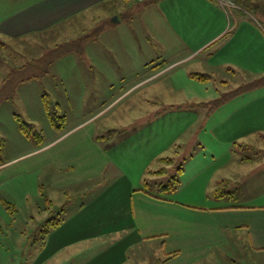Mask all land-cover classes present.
<instances>
[{
  "label": "crops",
  "instance_id": "0c3cea01",
  "mask_svg": "<svg viewBox=\"0 0 264 264\" xmlns=\"http://www.w3.org/2000/svg\"><path fill=\"white\" fill-rule=\"evenodd\" d=\"M256 1L260 5L264 2ZM103 6L115 10L113 21L123 27L125 40L128 43L131 40L135 45H116V41L115 45H110L116 48V58L112 57V65L116 67L114 74L109 64L96 59L97 56L84 57L86 44L98 36L96 30L77 39L56 43L58 47L84 39L83 47L74 48L62 55L49 69L51 74V67H58L54 76L59 79L60 85L58 82L52 84L54 90L48 94L57 112L66 116L64 132H58L48 121L50 131L47 136H43L44 142L37 144L32 136L20 131L15 112L12 113V120H6V117L4 122L2 120L3 103H14L18 86L40 78L21 81L22 74L17 72V80L20 79V82L16 86L14 98L0 102V128L5 131L0 132V140L3 142L0 149L1 219L13 217L5 212L3 201L15 206L11 208L13 212L19 211V203H23L22 207L26 201L27 206L30 204L31 192L26 190L22 180L28 175L38 183L39 193L42 181H45L52 189L51 195L57 194L62 201L59 207L62 211L60 218L50 217L49 213L50 219L34 223L36 230L33 232H41L44 241L35 256L42 264H126L127 255L128 264H199L210 258L217 249L230 243L233 250L243 247L251 255V258L245 256V264H264V197L233 204L227 202L232 197H217L214 193L213 201L208 205L178 201L144 191L139 188L140 185L134 186L128 172L130 163L141 160L140 169L146 167L147 163L150 165L166 153L167 143L149 139H141L138 143L137 136L145 138V135H141L143 128L131 136L128 130L132 125L127 126V122L121 120L116 123V128L110 130L105 125H97V120L93 121L116 103L115 97L106 106L105 95H112L105 88V81H108V86H116L114 83L128 76L137 79V83L156 80L158 75L162 77L184 64L194 62L191 70L184 67L178 89L173 91L172 96L183 100V108H191L190 121L197 129L208 128L217 142L219 138L225 137L224 144L219 141L220 146H226L222 150L225 156L236 153L238 145L242 150H257L250 138L257 137L264 142V86L241 91V88L246 87V84H242L232 90L233 93L229 92L232 93L229 100H233L228 101L227 98L219 106L210 107V99L216 97V93L221 91L226 96L229 93L202 85L191 74H210L213 78L209 83L213 82L219 71L227 74L237 70L253 73L251 67L259 74L258 70L264 65V45L256 41V35H261V29L256 21L246 17L251 15L238 12L235 15L236 27L227 33L230 21L217 0H146L143 3H129L128 0H6L5 5L0 7V35L5 37L3 41H14L17 45H39L37 40L33 39L29 43L26 39L50 32ZM258 14L264 19V14L260 11ZM101 22L105 23L104 20ZM140 23L144 29L136 33ZM142 33L145 39L140 43L138 38ZM0 44L9 45L8 42ZM71 54L78 57H67ZM38 59L41 57L18 66L28 65ZM140 61H143L142 67L136 69ZM149 68L150 71H147ZM1 79L0 89L8 79V74ZM185 82L189 84L187 90L184 88ZM135 86L125 90L117 99L127 95ZM168 97L169 91L166 90L156 93L154 98H164L166 101ZM202 99L209 100L202 102ZM206 103H209L208 107ZM230 104L233 105L228 107ZM42 105L46 116L44 101ZM168 107L169 104H165L146 116L150 117L154 113L157 119H162L167 115ZM32 110L29 111L33 113L32 116L40 114H34L35 109ZM131 111L132 106L128 112ZM69 114L77 116L70 121ZM22 117L24 119L25 116ZM30 118L24 120L37 127V123ZM135 121L137 119L133 123ZM112 130L117 132L109 136L108 132ZM106 141L116 145V157L106 149ZM149 142L148 147L142 148ZM217 151L215 148L216 154ZM212 156L216 158V155ZM226 158L223 167L229 169L228 181L231 177L246 180L250 165H239L237 170L230 165L233 156ZM262 164L253 166L261 178L264 177V167H259ZM104 178L108 182L107 190L105 187L103 193H110L107 197L101 195L99 201L75 204L64 200L70 199L68 194L71 189L82 188L85 193L94 188L101 189V186H105L104 180L99 186L98 180ZM32 205H35L34 200ZM27 218L34 219L32 213ZM23 221L24 224L26 221ZM45 223L46 229L40 231ZM2 225L8 224L3 222ZM12 233L17 241L24 243L23 231L13 229ZM2 234L9 238L7 230L0 231L1 240L4 239ZM152 244L158 245L160 254L153 255ZM141 248H146V253L138 252ZM23 252H19L21 256ZM137 256L142 258L138 259ZM0 264H11L1 241Z\"/></svg>",
  "mask_w": 264,
  "mask_h": 264
},
{
  "label": "rangeland",
  "instance_id": "374dc122",
  "mask_svg": "<svg viewBox=\"0 0 264 264\" xmlns=\"http://www.w3.org/2000/svg\"><path fill=\"white\" fill-rule=\"evenodd\" d=\"M5 1L6 0H0V7L5 5ZM220 1L223 5L220 3ZM220 1L217 0L218 4L224 9L230 21L227 33L232 32L236 27L235 15L238 12L248 13L251 16L246 17H250L249 19L256 21V25L261 29L259 31L262 36L256 35V41L258 43H261V45H264V19L259 15L253 14L250 11L246 10L240 4L236 3L235 0ZM262 5H264V2L262 3ZM105 6L99 8L98 10L90 12L74 21H69L68 23L55 28L50 32L31 36L26 39V41H29V43L33 39L37 40L39 41V45H24V43L17 45V43H15L14 41H3L5 37L0 35V39H2L0 40V43H9V45L7 46L0 44V85L2 83V76H6L8 74L9 79V73H12L10 71L13 68L17 69V67H20L18 65L25 64L29 61H32L33 59L40 57L41 60L44 61L45 59H43V57H46L47 54V57H49L51 49H56L55 52H57L58 47H56V43H60L70 39H77L95 30L98 32V36L90 41L89 44H86L87 50L84 57L97 56L95 58L100 61H104L106 64L108 63L109 68L115 74L116 67L112 65V57L116 58V48L110 45H115L114 41H116V45L128 43V40H125V38L123 37V34L126 33L124 32L123 27L117 25L116 22L113 21L115 10H110L107 8L109 6ZM101 20H104L105 23L101 22ZM142 25L143 24L140 23L139 28L135 30L136 33L142 32V29H144ZM135 28H137V26H135ZM138 39L140 40V43H143V39H145L144 33H142V36ZM94 41L98 43H91ZM127 45L135 44H133L130 40ZM141 45H145V43ZM173 54L175 53H172L171 55ZM67 57L78 56L76 54H71ZM143 61L137 63L136 69L142 67ZM158 62L161 63L162 61ZM193 65L194 62L184 64V66H180L174 71L168 72V74H164L162 77L158 75L156 77V80H147L141 83H137V79L133 80V77L131 76L126 77V79H124L126 81L123 80L114 83L116 84V86H108V81H105V88L107 89L109 95H112L110 97L105 95L106 106L110 104L115 99V97L116 103L110 106L109 109L103 112L100 116L94 118L93 121L97 120V125H105L107 126L106 129L110 130L112 128H116V123H119L118 121L121 120V122H127V126L132 125L128 130V133L132 134L131 136H135L136 131L143 128V134L141 135H145V138H143V136H137L136 139L138 143H140L141 139H149V141L156 140L159 142L167 143L166 153L161 155L158 160L152 162L150 165L147 163L146 167L140 169L139 166L141 160L130 163L128 172L133 178L135 187L140 185L139 188L147 189L151 193L160 194L164 197L172 198L178 201L198 202L196 204L208 205L212 203V199L215 196L214 193L218 188H222L224 192H235L233 193L235 197L230 198L229 201H227L228 203L233 204H242L246 202V200L264 197V177L261 178L260 175L258 176L257 173L259 172H255V168L253 167L258 166L261 163L263 164L259 167H264V142L257 137H252L250 138V141L255 144L257 150H242L238 145L236 153H229L227 156H225L222 150L226 148V146L222 147L219 145L220 142L224 144L223 140L225 137H218L220 139V142H217L215 136L210 134L211 132L208 128L206 129L205 127H201L200 129H197L196 125H194L190 121V119L192 118L191 108H183L181 106L183 100L177 99L172 96L173 91H177L178 89L177 85L180 84V82L178 81L182 77L184 67L191 70V66ZM45 67V65L32 67L33 69H31L32 71L29 72V74L31 75L37 73L40 71V69L44 70ZM51 68L53 70L51 74L50 72L43 73V76L39 77L40 79H36L32 82L18 86L16 90L17 97L14 100V103H3V122L5 120V117L6 120L7 118H9V121L10 119L12 120V113L14 112L22 116L24 115V119L30 118L33 113H29V111H33L32 109L34 108V114L36 112L40 114H36L31 118L37 123V130L41 134H43V136H47V133L50 131V124L45 116V112L43 111V95L45 93H49L50 91L53 92L54 89L52 87V84L55 85V83L59 81V79L55 78L54 76V74H56V71L58 70L57 65H54ZM150 68L147 71H150ZM250 69L253 71V73L246 72L244 70H237L235 73L227 74L225 72L219 71L220 73H216V77L213 82H202V85L211 86V88L213 89H223L227 93L241 87L242 84H246L245 90L249 89V91L252 90V88L255 89L256 87L264 86L256 85L259 80L264 78V65L262 69L258 70L259 74H257V71L255 72V70L251 67ZM122 70L126 69L123 68ZM158 70L159 69H157L156 71ZM30 75H27V73H22L20 78H22L23 80H27L29 77H31ZM222 81H226V83H223ZM58 85H60L59 82ZM131 86L135 87L128 92L127 95L129 97H127V95H122L121 98L117 99L121 96V94L125 92V90L131 88ZM188 86V82H185L184 88L186 90ZM166 90L169 91V97L166 101L164 100V98L155 100L154 97L156 93L160 91L165 92ZM223 96H225V94L221 91H219V93H216V97H213L212 99H210L209 96V99L211 100L210 102L212 103L210 107L219 106L220 103H224L225 101H220ZM229 98L230 97H228V101L233 100L232 98L229 100ZM209 99H202L201 101L205 102ZM37 100L40 103H38L39 108L37 105ZM209 103H206L207 107ZM165 104H169V107L167 109V115L162 119H157V115L154 113L150 117H148V115L146 116L147 113L150 114V111L161 108L165 106ZM232 105L233 104H230L228 105V107ZM131 106L133 107V112H128ZM10 107H12L14 111ZM127 112L132 114L129 115L127 114ZM220 115L222 114H218L217 116ZM75 116L77 115L69 114L68 118L70 121H72ZM135 119H137V121L133 123ZM66 125L67 124H65L64 126ZM136 127L137 129L134 130V128ZM3 129L4 128H0V132H5ZM114 141L116 142V140ZM199 142L201 143L200 145L198 144ZM105 144L106 149L109 150L110 154L113 157H116V145L113 144L112 141H106ZM149 144L150 142L142 148L148 147ZM2 146L3 142L0 140V149L2 148ZM215 148H217L218 150V155L214 152ZM138 151H140V148ZM219 154H222V156H220ZM212 155H216V158H214ZM230 155L233 156V162L230 164L231 167L239 170L240 166L244 167L250 165L248 170L249 174L246 180H242L240 179V177H231L230 181H228L227 172L229 169L224 168V165L225 162H227L226 157ZM167 157L173 159V161L167 164L161 163L162 158ZM247 158H251L253 159V161H243ZM161 167L167 168L170 173H157L156 171H158ZM181 167L185 170L183 174L179 171V168ZM171 174H177L180 180L176 187V190L173 192H161L162 189H160V187L156 183H167L172 177ZM22 180L24 181L26 190L31 192V197L29 198L30 204L27 206L26 201L25 206L22 207L21 205L23 203H19L20 209L18 212H13L11 210V208H13L14 206H12L11 203L8 202L9 205L2 204L5 212H8L9 215H13V217L10 216L9 219H3L5 220L3 221L1 219V216L3 214L0 215V221L2 220V222H0V225L2 226V228H0V231L3 232L7 230L9 237L6 238V234H2L1 237H3L4 239H0V241L2 247L5 249L9 256V261H11V264H42L41 261L35 256L37 254L38 248H41L42 242L44 243V241L40 236L41 232H33L34 230H36V228L34 227V223H37L41 220H43L44 222L47 221L48 219H50L48 218L49 213L50 217L60 218V214H62V211L59 210V207L61 205L60 202L62 201L59 199V196L57 194L54 193L53 195H51L52 189L50 188V186H48V183H45V181H42L43 184L42 188H40L39 193V185L38 183H36L34 177L25 175ZM102 180H104L105 186L102 187L100 185L101 189L94 188L89 190L87 193L83 192L82 188L77 190L71 189L68 194L70 199L64 198V200H70V203L75 204L85 201H99L102 199L100 198L101 195H103V197H107L110 193H103L105 187L107 190L108 181L106 180V178L99 179L98 186ZM245 181L248 183L247 185H245ZM146 183L148 185H146ZM38 193L40 195H38ZM59 195L60 197H63L62 194L59 193ZM32 199L34 200L35 205H32ZM29 213H32L34 219L27 218L29 216ZM45 215L46 218L44 219L43 216ZM23 220L26 221L24 224ZM59 220L60 219H58V221ZM3 222L4 224L8 225H2ZM49 223L50 222H48V224ZM46 225L47 223H45L44 226H42L39 230L44 232V230L46 229ZM13 229L15 231L21 230L24 232V243L16 240L14 233H12ZM38 235L39 237H37ZM21 246H23L24 248H22ZM152 246L153 248H151V250H153L151 252L153 253V255L161 253L160 249L157 247L158 245L152 244ZM143 247L149 246L144 245ZM18 249H20L21 253L24 250L22 256L21 253H19L20 251L18 252ZM146 251V248H141L140 250H138V252H141L143 254L146 253ZM246 255L248 256V258H251V255L249 253H246L243 247H241L240 250L235 251L233 250L230 243L229 245H224L220 249H217L216 253H213L210 258L204 259V261L200 262L199 264H245L244 260ZM137 258L139 259L142 257L137 256ZM125 260L126 264H128V255Z\"/></svg>",
  "mask_w": 264,
  "mask_h": 264
},
{
  "label": "trees",
  "instance_id": "16d2710c",
  "mask_svg": "<svg viewBox=\"0 0 264 264\" xmlns=\"http://www.w3.org/2000/svg\"><path fill=\"white\" fill-rule=\"evenodd\" d=\"M236 3L240 4L242 7H244L246 10L250 11L253 14H258V12L260 11V13L264 14V6H261L256 0H235ZM80 42V44H79ZM84 43V39H80L79 41L74 42L71 45H59L57 48V52L56 49L50 51L49 57L48 54L46 57H43V59H45L44 61H42L41 59L35 60L33 61V63H29L28 65H24L22 67H17V69H13L12 73L9 76V79L5 80L4 85L2 86V88L0 89V102L3 100H11L14 98L15 95V90H16V86L17 84L20 82L17 78L19 77L17 75V72H19V74L23 73L27 75H30L29 72H31L33 69L32 67H36V66H41V65H45V69L41 70L37 73L31 74L27 80H23L21 78V81H28L31 80L33 78H39L40 76H43V73H48L50 66L54 63V61L58 58H60L62 55L68 53L69 51L73 50L74 48L76 49L77 47H83ZM59 49V51H58ZM191 77L193 79H196L200 82H209L210 80H212V76L210 74H206V73H192ZM256 85H264V78L259 80ZM246 87L241 88V91L244 90ZM231 94H228L227 96H223L224 98L220 99V101H224L226 100ZM43 101H44V105H45V109H46V116L48 121L50 122V124L58 131V132H62L64 129V125L66 122V116L65 115H61L57 112L56 107L54 102L52 101L50 95L48 93H45L43 95ZM15 120L18 124V127L20 129V131L27 135V136H32L35 140V142L37 144H41L44 142L43 140V135L37 130V127L35 124L28 122L26 120L23 119V117L20 114H15ZM117 131H109L108 134L109 136H111L112 134H114ZM108 136V137H109ZM107 137V135H106ZM104 138V137H103ZM101 138V139H103ZM173 161V159L170 158H162L161 163H171ZM180 173L183 174L184 169L181 167L179 168ZM157 173L159 172H164L165 174L170 173L169 170L167 168H160L158 171H156ZM172 175V174H171ZM180 182L179 177L177 174L172 175L171 179L167 182V183H160L159 187L162 191L165 192H173L176 190V187L178 185V183ZM146 185H148L146 183ZM143 189V188H142ZM144 191H147V189H143ZM149 192V191H147ZM164 192V193H165ZM223 193V194H222ZM149 195H152L149 193ZM158 196H162L160 194H157ZM215 195L217 197H223V196H229L234 198L235 195L231 192H224L222 188H218L215 191ZM154 196V195H152ZM3 203L5 205H9L7 201H3ZM1 228V227H0Z\"/></svg>",
  "mask_w": 264,
  "mask_h": 264
},
{
  "label": "built area",
  "instance_id": "2783aa9c",
  "mask_svg": "<svg viewBox=\"0 0 264 264\" xmlns=\"http://www.w3.org/2000/svg\"><path fill=\"white\" fill-rule=\"evenodd\" d=\"M146 0H128L129 3H143ZM220 1V0H219ZM220 3L222 4V2L220 1ZM223 5V4H222Z\"/></svg>",
  "mask_w": 264,
  "mask_h": 264
}]
</instances>
